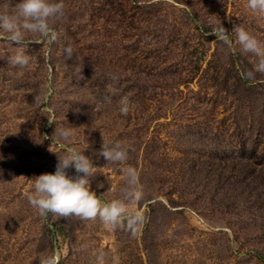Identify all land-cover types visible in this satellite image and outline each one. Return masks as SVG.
Instances as JSON below:
<instances>
[{
  "label": "rangeland",
  "instance_id": "obj_1",
  "mask_svg": "<svg viewBox=\"0 0 264 264\" xmlns=\"http://www.w3.org/2000/svg\"><path fill=\"white\" fill-rule=\"evenodd\" d=\"M207 1L64 0L66 18L62 22L78 33L96 34V57L110 60L102 62L98 73L85 60V50L76 53V60H66L61 47L53 43L46 58L49 45L31 36L29 65L12 66L6 58L17 48L0 39V264H40L53 254L58 264H97L100 252L105 254V264H264L242 239L237 241L223 220L190 207L161 212L152 233L145 230L146 219L143 229L133 236L126 228H106L99 218L66 219L51 213L41 217L28 202L35 177L54 173L58 157L69 147L84 149L96 168L88 178L90 190L104 203L120 198L115 186L119 181L124 184L123 169L130 164L108 163L99 155L102 143L119 142L128 148L140 135L134 167L140 173L148 168L146 143L151 141L161 149L166 131L175 126L162 119L135 123L129 114H119L120 100L128 96L129 23L134 6L141 13V23L180 27L186 5L202 7ZM18 2L0 0V11ZM223 11V23H228L230 31L243 27L264 43V13L249 9L247 0H230ZM148 12H155L153 20H147ZM101 72L108 82L106 90L98 85ZM65 128L72 129L69 141L58 135ZM43 136L48 139L40 143ZM161 161L156 154L153 162L159 166ZM68 175L77 176L74 169ZM137 207L145 213L141 202L129 204L128 210Z\"/></svg>",
  "mask_w": 264,
  "mask_h": 264
},
{
  "label": "trees",
  "instance_id": "obj_2",
  "mask_svg": "<svg viewBox=\"0 0 264 264\" xmlns=\"http://www.w3.org/2000/svg\"><path fill=\"white\" fill-rule=\"evenodd\" d=\"M228 2L186 5L180 27L141 23L134 6L129 23V116L135 123L162 119L175 126L166 131L161 149L146 143L149 166L140 173L145 191L141 204L146 207L147 233L154 232L161 212L190 207L219 217L232 227L237 241L242 239L264 260V74L252 79L242 75L253 68L256 57L242 51L236 31L223 23ZM147 14V20H153L155 12ZM219 21L227 42L209 34ZM56 29L59 39L54 44L62 50L71 44V60L85 50L95 73L102 62H110L96 57V34L78 33L64 22ZM98 76V85L106 90L105 74ZM140 137L128 145L130 166L138 161ZM156 154L162 158L159 166L153 162ZM121 186L119 181L115 190Z\"/></svg>",
  "mask_w": 264,
  "mask_h": 264
},
{
  "label": "clouds",
  "instance_id": "obj_3",
  "mask_svg": "<svg viewBox=\"0 0 264 264\" xmlns=\"http://www.w3.org/2000/svg\"><path fill=\"white\" fill-rule=\"evenodd\" d=\"M247 6L253 12L264 13V0H247ZM65 18L64 0H19L14 5L10 3L4 6V10L0 11V39H6L17 48L13 55L6 58V62L19 67L29 65L31 61V56L27 54L29 36L49 45L46 51L48 58L51 54V45L59 39L56 25ZM235 31L242 51L256 57L253 68L242 73L244 78L252 79L256 73L264 74V43L243 27L236 28ZM209 34L227 42L228 34L220 21ZM62 52L65 59L69 60L73 57L74 48L68 44ZM131 105L130 97H122L119 114L126 117L131 111ZM48 121L50 124L54 123V120ZM58 135L63 141H69L72 129H60ZM44 139L48 137L43 136L40 143ZM83 150L69 147L65 155L58 157L54 173H42L35 177L33 191L28 196L29 204L41 217H47L51 213L66 219L73 216L82 220L99 218L106 228L112 230L126 228L135 236L143 229L147 219L144 211L138 207L134 211L128 210L129 204L139 205L145 197L139 170L130 165L124 168V184L119 188L120 198L104 203L90 190L88 178L94 176L96 168L83 154ZM99 155L108 163L123 164L129 158V149L119 142L102 143ZM69 169L75 170L76 178L68 175ZM104 257L105 254L100 252L96 258L97 264H105ZM58 260V256L53 254L44 257L40 264H58Z\"/></svg>",
  "mask_w": 264,
  "mask_h": 264
}]
</instances>
